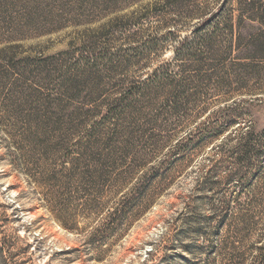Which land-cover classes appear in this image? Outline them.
I'll list each match as a JSON object with an SVG mask.
<instances>
[{
	"label": "rangeland",
	"instance_id": "374dc122",
	"mask_svg": "<svg viewBox=\"0 0 264 264\" xmlns=\"http://www.w3.org/2000/svg\"><path fill=\"white\" fill-rule=\"evenodd\" d=\"M248 1L0 0V264H251L264 24Z\"/></svg>",
	"mask_w": 264,
	"mask_h": 264
},
{
	"label": "trees",
	"instance_id": "16d2710c",
	"mask_svg": "<svg viewBox=\"0 0 264 264\" xmlns=\"http://www.w3.org/2000/svg\"><path fill=\"white\" fill-rule=\"evenodd\" d=\"M246 7H247V9H249V11L251 10L253 13L256 14V16L259 18V20H260L259 22L261 24H264V2H262L261 0H259V1L249 0ZM260 36H262L260 39L257 36V39H259V42H261V40L264 41V36L263 35H260ZM194 45H196V44L195 43H186L185 45L182 46V49L184 50V48H185V50L187 51L186 53H188L190 51H193ZM70 91H69V89L66 88V90L63 92H65L66 94H71L72 92H70ZM61 102L63 103L62 100L54 99L53 102H49V104L47 106V110H51V111H48V112H50V115H51L50 118L48 119V121L51 123V125L54 124L53 132L57 133L55 137L60 139L59 141H61V137H65L67 132H69L70 130H72L74 128V127H71V124L73 123V121H72L73 118H72L71 114L70 115L68 114L69 107L67 105H63ZM54 105L57 106L59 110L52 111V106H54ZM115 112H117V111H115ZM70 118H72V119L70 120ZM68 120H70V121H68ZM33 121H34V115H33V113H30V115L28 116V122L32 123ZM26 123H27V121H26ZM228 125L229 124H227V126ZM31 130L32 129L30 128V131ZM206 130H204V132ZM205 134H207V132H205ZM204 136L205 135H203V137ZM115 151H116L115 148L111 149L112 153ZM121 152H126V153H123L124 156H126L127 152L129 153V151H127V149H125L124 151H121ZM261 154L264 155V153H262V151L260 153H253L251 151H247L245 153L244 158H246L247 162L253 161L252 159H254L255 161L256 160L259 161L260 159H263ZM247 164H251V163H247ZM99 170H101V169L99 168L98 172H99ZM136 191L138 192L139 196L137 199L135 197H133V203H135V204L138 203L139 206H142L143 200H142L141 194H143V191L145 192V189L137 187ZM238 194L239 193H237V195ZM257 250L259 252L257 253V255L254 256V259L252 260L251 264H264V247H260Z\"/></svg>",
	"mask_w": 264,
	"mask_h": 264
}]
</instances>
